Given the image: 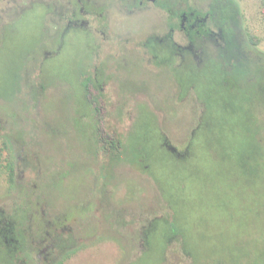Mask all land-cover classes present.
Returning <instances> with one entry per match:
<instances>
[{
  "label": "rangeland",
  "instance_id": "rangeland-1",
  "mask_svg": "<svg viewBox=\"0 0 264 264\" xmlns=\"http://www.w3.org/2000/svg\"><path fill=\"white\" fill-rule=\"evenodd\" d=\"M32 1L0 0V32L17 19L0 36V220H13L21 249L10 251L0 234V264H264V144L256 138L264 139V0H228L236 48L227 58L219 53L223 39L203 27L175 31L188 59L233 60L226 71L238 81L233 88L231 79L204 73L184 98L174 69L160 63L157 45L169 28L152 3L126 15L116 0H89L90 35L71 33L62 52L41 64L64 0H43L52 13L40 7L19 18ZM177 2L206 15L211 0ZM106 6L113 25L103 34ZM205 27L217 31L214 21ZM152 36L156 51L145 46ZM91 58L111 64L112 127L124 141L134 127L140 142L152 139L137 147L146 159L125 143L115 164L101 146L79 142L88 132L94 138L99 117L83 115V97L69 85ZM143 108L152 116L141 120ZM206 114L214 120L186 157L172 156L186 150ZM164 138L171 148L160 146Z\"/></svg>",
  "mask_w": 264,
  "mask_h": 264
},
{
  "label": "flooded vegetation",
  "instance_id": "flooded-vegetation-1",
  "mask_svg": "<svg viewBox=\"0 0 264 264\" xmlns=\"http://www.w3.org/2000/svg\"><path fill=\"white\" fill-rule=\"evenodd\" d=\"M110 3H113L114 0H107ZM112 1V2H111ZM63 4H60V6L56 5L57 8H60L63 10V12L60 14L59 17L55 18L57 19L56 23H61V26L56 28L54 33L51 35V38L48 39L47 46H44L45 43H43L41 47L40 56L42 57L41 64L45 62V60L50 59L52 57L57 56L64 47L67 44V37L75 32V31H86L90 35L91 31V25L92 21L90 20L89 16L92 14V10L89 8V0H64L61 1ZM118 3V6L121 9V12L125 13L126 15L134 14L135 12L143 11L147 8V4L152 3L155 7H158L163 13L166 15L167 26L169 28L168 34L165 35L164 38H160V45H157L158 48L164 52L163 59L160 60V63L169 64V66L172 67V70L174 69L175 78L177 80V84L180 88V96L182 98L186 97L190 90L196 89L198 78L204 74L208 73V77L212 74L220 75L221 80L223 84L226 83L225 81L231 79V82H233V88H236L238 86V81L235 77L232 75H229L226 71L225 63H227V60L223 61H216L210 57H203L204 54H201V57L203 59H198V61H193L191 59H188L184 55V48L180 45H178L174 39L173 34L175 31L179 28L180 30L188 31L189 29L199 28L203 27L202 33L210 36H218L219 38L223 39V44L221 45V48L219 50V53L222 57L227 58L225 55V52H231L232 55L234 54L233 48H236L235 44V37L234 34L236 33V25L230 15L229 8H228V0H211L210 3V10L206 15H204L201 11H199L197 8H192L187 6L185 9H181L178 7L179 2L177 0H116ZM46 2L43 0H35L32 1L29 5L24 6V8L21 11L22 17L24 13L27 11H30L31 9L44 7L47 9L48 14L52 13L49 5L43 6ZM186 3V2H185ZM56 4V3H54ZM66 4L67 7L64 5ZM66 7V8H65ZM107 10V11H105ZM110 12V9L106 6L104 9L100 11V21L101 26L103 28L102 33L106 34L107 30H110L111 26L113 25L110 20L107 18ZM18 18V19H19ZM110 18V17H109ZM17 20V19H16ZM14 20L11 24H15ZM177 20L179 24L175 22ZM214 21L215 25L217 27V31L215 32L213 29L209 27V29H205V25L207 24V21ZM4 27L1 32V41L5 40L7 38L8 29L12 26ZM16 28V27H14ZM47 34V29H46ZM108 35V34H107ZM218 38V39H219ZM40 39V38H38ZM155 38L149 37L146 42L145 46L150 48L148 50L156 51L155 44ZM42 42V39L39 41ZM162 42H165L166 45L171 46L174 44L175 47H177V50L167 48L165 46L162 47ZM50 46V49H47V47ZM194 47V46H193ZM192 50V49H191ZM43 52V53H42ZM180 52L182 54V60L179 64L172 63V59L174 56V53ZM31 51L27 53V57L23 60V66L25 67V62L27 58L31 55ZM172 56V57H171ZM38 56H35L36 62ZM160 57L157 55V58ZM230 61V60H229ZM233 61V60H232ZM230 61V62H232ZM228 62V63H230ZM125 65V63H124ZM126 67H129L130 65H125ZM233 68H238V63H232ZM76 77L77 82L72 86L69 85V89L72 92V96H79L81 95L84 100L85 108L83 115H87V110L89 112L93 113V116L99 117V123L94 127V129L91 130L92 133H94V138L92 135H89V132L87 133V138H83L79 140V142H91L89 144L90 147H97L101 146L103 151L108 153L110 156V160L118 164L120 161V155L119 152H122L121 149L125 147V143L128 144L127 147H130L134 149V158L137 159H146L149 154L148 152L140 153L137 152L138 148L140 147L141 143L147 142L150 143L152 140L150 136L147 138H143L140 142V140L137 138L136 135V128L134 127V134L132 137H130L127 141H124L123 138H121L120 133L112 127V122L110 118L111 110H110V95L108 94L107 86L110 82V76L112 71L110 70L111 64L110 62H102L98 63L97 61L93 60L92 58L86 62H83L76 66ZM243 68V67H242ZM240 70V69H238ZM230 81V80H229ZM218 82V81H217ZM198 95V94H197ZM198 97H200L198 95ZM201 99V98H200ZM206 101H210V97L206 96ZM206 103V111L210 109V106H208ZM148 113L152 116V114L147 111L145 108L142 109L140 113V119L143 120L142 116L144 114ZM207 119H205V115L202 116V118L199 121V126L193 131L192 136L193 139L186 145V150L183 153H179L175 151L174 155L175 157L179 158H185V154L189 152L190 148L193 147L194 138L198 135L199 130L203 128H208L209 124L214 120V117L208 116ZM154 118H151V121H153ZM140 122V121H139ZM154 122V121H153ZM159 135V134H158ZM196 135V136H195ZM258 133L256 134V138L259 141L260 145L263 146L264 139L263 135L261 138L257 137ZM260 135V133H259ZM160 140V139H159ZM86 147L88 146L85 144ZM144 145V144H143ZM160 146L162 148L167 147L168 149L171 148V146L168 143V140L166 138L162 139L160 141ZM156 222V221H155ZM152 224H155L152 222ZM15 223L12 219H4L2 222L0 220V234L5 238V242L7 243L8 249L13 253H17L21 251L20 249V239L17 235L16 227L14 226ZM144 238L149 237V233L143 234ZM61 240L60 236H56L55 241L58 242ZM52 264V262L50 263ZM57 264V261H56Z\"/></svg>",
  "mask_w": 264,
  "mask_h": 264
},
{
  "label": "trees",
  "instance_id": "trees-1",
  "mask_svg": "<svg viewBox=\"0 0 264 264\" xmlns=\"http://www.w3.org/2000/svg\"><path fill=\"white\" fill-rule=\"evenodd\" d=\"M0 159H1V155H0ZM0 166H1V161H0ZM10 166V165H9ZM0 174H1V172H0ZM157 223V222H156Z\"/></svg>",
  "mask_w": 264,
  "mask_h": 264
}]
</instances>
